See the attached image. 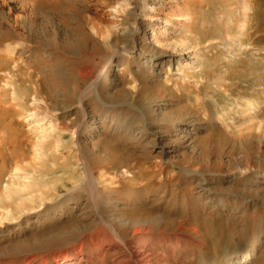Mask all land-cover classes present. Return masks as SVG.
Returning <instances> with one entry per match:
<instances>
[{"label": "rangeland", "instance_id": "rangeland-1", "mask_svg": "<svg viewBox=\"0 0 264 264\" xmlns=\"http://www.w3.org/2000/svg\"><path fill=\"white\" fill-rule=\"evenodd\" d=\"M70 1L74 4L67 17L70 20L48 10L44 15L52 22L47 28L53 32L56 29L60 42L66 41L73 27L72 33L82 42V48L74 54L53 55L26 78L29 66L14 50L17 45H24V40L14 35L4 43L8 46H0L1 55L13 58L5 70L0 71V92H6L5 96H0V112L4 111V115L0 113V169L4 171L0 195L8 198L13 190L26 193L28 186L33 185L41 188L46 197L44 204L24 213L11 214L9 208L0 206V264H65L70 261L72 264H110L117 250L125 248L121 240L133 250V247L139 248L146 236L139 233L131 238L128 230L119 234L121 240L117 239L111 221L119 224L147 213L170 220L165 235L169 234L174 241L177 236L190 235L194 239V244L182 243L176 249L184 251L176 254L175 257L180 258L177 264H197V255L201 254L210 262L237 257L239 253L232 251L244 239L258 231H262L264 239V0H140L135 16L131 15V0ZM148 7L157 9L148 11ZM28 14L22 1L0 0L2 30L12 31L17 19L21 25L18 33L23 36L25 27L30 25ZM42 19L36 21L37 28L42 27L39 24ZM140 22H143L142 27H139ZM131 30L133 47L124 42L131 36ZM152 32L155 34L149 36ZM115 53L119 57L118 62L111 64L112 87L104 92L98 83L89 92L88 80L78 79L77 73L102 67ZM158 63L162 67L156 75L149 67ZM49 69L62 73L66 80L61 81H68L67 84L44 86L49 84L44 81ZM76 82L79 83L77 92L74 91ZM55 86L60 87L59 97L51 90H55ZM121 92L130 93L133 100H127L123 107L111 108L107 98ZM51 94L52 100L49 99ZM64 95L66 103L61 104ZM105 103L106 110L99 111ZM64 104L71 108L65 118L58 109ZM82 106L90 111L89 116L98 113L102 117L100 122L89 118L84 124L82 131H87L86 140L79 138L72 125L75 120L72 113ZM111 111L120 117L121 123L109 120ZM31 112L39 115L35 121H45L39 128L32 126L35 123L29 124L31 121L27 118ZM4 124L18 129L20 136L31 141L22 147L28 157L18 163L11 158L15 156L11 152L15 151L8 145ZM135 126L144 128L146 140L130 135ZM64 127L66 129H62ZM49 133L55 134L54 137ZM37 135L42 141L47 135L46 141L39 142L43 145L42 156L35 150L39 141ZM83 149L84 155L80 153ZM112 151H117L121 157L143 158L145 166L161 173L157 177L160 181L149 187L137 182L138 195L129 200L127 196L131 191L123 184L125 189L111 195L107 202V179L123 173L122 167L105 171V161ZM52 154L57 158L48 161L46 157ZM245 156L252 163L246 173L244 166L237 164ZM39 158L47 159L46 167L55 171L59 164L67 161V170L45 176L36 173L37 178L33 180L29 164H38ZM82 158L103 161L95 172L101 188L96 195L84 187ZM190 158L203 162H200L202 172H193L195 180L183 166V160ZM252 199L257 200V205H253ZM18 202L16 200L14 205ZM93 212L104 218L95 221L98 224L94 228L79 231L83 221L92 227L89 220H78L85 213ZM193 227L200 228L214 249L195 246L198 238L191 234ZM157 240L152 239L142 251L153 250ZM192 255L194 260H191ZM258 255L255 251L242 264H256ZM184 257L189 258L185 263L182 262ZM233 261L236 263L235 258Z\"/></svg>", "mask_w": 264, "mask_h": 264}, {"label": "bare ground", "instance_id": "bare-ground-1", "mask_svg": "<svg viewBox=\"0 0 264 264\" xmlns=\"http://www.w3.org/2000/svg\"><path fill=\"white\" fill-rule=\"evenodd\" d=\"M23 3V6L25 7V9L29 10V14H28V21H30V25L25 27L26 31L25 34L23 36H21L18 33V30H20L21 25L18 23V20H15L14 25L12 26L13 29L11 30H7L4 31L0 28V46L4 47V43L9 40L12 36H16L17 38L23 39L24 40V45H17L16 47H14V50L17 51V54L20 55L18 58H20V60L22 62H25L28 66L30 71L29 74H27L26 78H30L32 76L33 70L42 68L41 67V63H45L47 62V59H50L51 56L54 57L53 55H55V57H65L67 54H74V52H76L77 49L82 48V42L78 39V37L76 38L75 35L72 33L73 32V27L70 29L71 33L68 35L67 39L65 42H60L58 39V35L56 34V29H54L51 31L49 28V26H51V19H47L46 16L44 15V13L46 12V10L51 12L56 13V15H65V19H69L67 18L69 15H71L72 11H73V6L74 4L70 1V0H20ZM132 1V7L131 10L133 12H131V15L135 16L134 11L138 9L139 6V1L140 0H131ZM220 1V0H219ZM3 2V1H2ZM18 2V1H17ZM224 4L225 2L222 1ZM20 4V2H19ZM227 4V3H226ZM225 4V5H226ZM22 5V4H21ZM244 5V4H243ZM153 6V5H152ZM155 6V5H154ZM150 7V6H149ZM148 7V8H149ZM244 7V6H243ZM156 7H151L149 8L148 11H154L156 10ZM247 9V8H246ZM44 11V12H43ZM245 11V10H244ZM19 12V11H18ZM21 13V12H20ZM48 13V12H47ZM246 13V12H245ZM8 14V13H7ZM12 14V13H11ZM18 14V13H17ZM53 14V13H52ZM7 16V15H6ZM52 16V15H51ZM41 17L42 21L39 22V24L42 26L40 28H37L36 25V21H38V19ZM62 17L63 23L64 22V17ZM56 18V17H55ZM20 19V18H19ZM155 19V18H154ZM21 20V19H20ZM26 20V19H25ZM156 20V19H155ZM13 21V20H11ZM56 21V20H55ZM72 22V20H71ZM26 23V22H25ZM28 23V24H29ZM143 22L139 23V27H142ZM13 24V23H12ZM11 25V24H10ZM62 25V24H61ZM79 25V24H78ZM58 26V24H57ZM11 27V26H10ZM56 28V27H55ZM58 28V27H57ZM62 28V27H61ZM60 29V28H59ZM63 29V28H62ZM68 29V28H67ZM83 30V29H82ZM244 30V29H243ZM50 32H52L53 34H50ZM77 32V31H76ZM84 32V31H83ZM81 33V32H80ZM88 34V33H87ZM86 34V35H87ZM131 36L124 39V42L126 43V45L128 46H134V40L132 38V34L133 31L131 30L130 32ZM129 34V35H130ZM155 33L152 32L149 36L154 35ZM61 35V34H60ZM89 35V34H88ZM62 36V35H61ZM66 36V35H65ZM82 37V35H81ZM87 37V36H86ZM92 38V37H89ZM65 39V38H64ZM84 39V38H83ZM124 43V44H125ZM86 45V44H85ZM83 45V46H85ZM5 46H8L7 44ZM115 46H117L115 44ZM124 46V45H123ZM10 47V46H9ZM89 47V46H88ZM13 48V46H12ZM3 49V48H2ZM8 49V48H7ZM82 51V50H81ZM80 52V50H79ZM84 52V51H83ZM8 53V52H7ZM16 53V52H15ZM26 54V55H23ZM77 54V53H76ZM79 54V53H78ZM172 54V53H171ZM168 58H171L172 56L169 54L167 55ZM118 54L115 53L114 55L110 56L108 61H104L105 65H103L102 67L96 69V67H92L88 70H83V71H79L77 74L79 76L78 79L83 80L85 82V80H88L89 84L87 89H92V87H95L98 83L101 90H103L104 92H107V90H109L110 87H112V83H111V76L110 73L112 72L111 69V64H113V62H118ZM61 59V58H60ZM13 60V58H10L8 56L5 55H1L0 54V71L5 70V68L8 66L9 63H11V61ZM17 60V59H16ZM53 60V59H52ZM59 60V58H58ZM164 60V59H163ZM18 61V60H17ZM64 61V60H63ZM174 61V60H173ZM162 62V61H160ZM47 64V63H46ZM45 64V65H46ZM98 65V64H97ZM97 65H93V66H97ZM157 64H152L149 68L152 70V73L154 74H159L160 70H161V64L158 63V67H156ZM37 66V67H36ZM81 67V65H80ZM16 69H19V66H16ZM55 70V69H54ZM40 71V70H39ZM43 71V70H42ZM41 71V72H42ZM48 71V77L44 80V81H48L49 84L44 85L46 87H48V85H56V84H67V82H62L61 80H66V77L64 79V77L62 76L63 74L60 73L59 71H53L51 69L47 70ZM61 71V70H60ZM19 73L21 71H18ZM38 72V70H37ZM46 72V70H45ZM75 72V71H74ZM1 74V73H0ZM62 74V75H61ZM149 74V73H148ZM34 75V74H33ZM45 76V75H44ZM43 75L41 77H44ZM21 77V76H19ZM39 78H41L40 76H38ZM36 77V78H38ZM73 77V76H71ZM77 77V76H76ZM74 78V77H73ZM22 79V78H21ZM15 80V79H14ZM28 80V79H26ZM31 80V79H30ZM40 80V79H39ZM77 80V79H76ZM79 80V81H80ZM33 81V80H32ZM36 81V79H35ZM83 82V83H84ZM31 83V82H30ZM35 83V82H34ZM39 83V82H38ZM45 83V82H43ZM77 83V82H76ZM82 83V84H83ZM28 84V83H27ZM59 84V85H60ZM75 84V83H72ZM4 85V84H3ZM37 86V85H36ZM41 86V85H40ZM43 86V85H42ZM41 86V87H42ZM51 87V86H50ZM29 88H31L29 86ZM39 88V87H38ZM45 87H43L42 89H44ZM65 88V87H64ZM34 90L36 88H33ZM41 89V90H42ZM47 89V88H46ZM63 89V88H62ZM51 90L54 93L55 97H59V92L60 91V87L59 86H55V90L54 88ZM74 91L77 92L79 91V83H77V85L74 88ZM73 91V92H74ZM92 91V90H91ZM102 91V92H103ZM37 92V91H36ZM47 92V91H46ZM45 94H48L46 93ZM82 92V91H80ZM79 92V93H80ZM90 92V90H89ZM43 93V91H42ZM50 94V93H49ZM64 94V92H63ZM6 92H0V96H5ZM102 95H107L109 96L110 93L108 94H103ZM50 96V100H52L53 95H49ZM65 96V95H64ZM38 97V96H37ZM52 97V98H51ZM133 97V96H132ZM130 93L128 92H121L118 93L116 96L114 97H109L107 98L108 102H109V106L112 107H118L121 106L123 107L124 105L127 104V100L132 101V99ZM48 98V97H47ZM72 98V97H70ZM77 98V97H76ZM81 98V96H80ZM105 98V97H104ZM67 99V97L65 96V98L63 97L62 100H60V103H66L64 102ZM69 99V98H68ZM74 99V96H73ZM99 99V98H98ZM132 99V100H131ZM42 100V99H41ZM45 100V98H44ZM55 100V99H54ZM53 100V101H54ZM57 100V99H56ZM68 101V100H67ZM80 101V100H79ZM84 101V100H83ZM50 102V101H48ZM57 103V101H54ZM71 102V100H70ZM86 102V101H85ZM126 102V103H125ZM35 103V102H34ZM51 103V102H50ZM59 103V102H58ZM37 104V103H36ZM44 104V103H43ZM100 104V103H99ZM131 104V103H130ZM33 105V104H32ZM46 105V104H44ZM48 105V104H47ZM46 105V106H47ZM104 106L102 107L101 110L99 111H105V104H103ZM36 106V105H35ZM102 106V105H101ZM37 107V106H36ZM74 107V106H73ZM72 107V108H73ZM107 107V108H110ZM44 108V107H43ZM54 108V107H53ZM87 107L82 106L80 110L75 111L74 113H72L73 115H75V120L72 122L73 125V129L76 131V133L78 134L79 138L81 136V138H85L84 140H86L87 138L86 136V130L83 129L84 124H86L87 120L90 118L92 121H96L102 120L101 116L99 117L98 113L97 114H91V116L88 115ZM38 109V108H37ZM41 109V106H40ZM50 109V108H49ZM58 109H60L59 111H61V117H68L70 114V109L69 108V104L67 105H62L60 107H58ZM94 109V108H93ZM119 109V108H118ZM44 110V109H43ZM51 110V109H50ZM74 110V109H73ZM76 110V109H75ZM13 111V110H12ZM35 111V110H34ZM56 111V109H55ZM93 111V110H92ZM114 111V110H112ZM111 111V112H112ZM47 112V110H46ZM1 114L4 115V111L0 112ZM40 113V112H38ZM57 113V112H56ZM119 113V112H118ZM29 117L27 118L29 122V124L31 123H35L32 126H41L42 124H44V122H37L35 120H37L36 118H38L39 115L36 114V112H31L30 114H28ZM55 115V114H54ZM50 117V116H49ZM55 117V116H54ZM106 117V115H105ZM109 120L110 121H116L117 123L120 122V117L118 118V116L116 115V113L112 112L110 114H108ZM41 119H43L41 117ZM56 119V118H55ZM68 119V118H67ZM139 119V118H138ZM26 120V121H27ZM32 120H34L35 122H32ZM46 120V119H45ZM69 120V119H68ZM42 121V120H41ZM51 121V120H50ZM59 122V121H58ZM65 122V121H64ZM95 122V123H96ZM218 122V121H217ZM47 123V122H46ZM71 123V122H70ZM106 123V122H104ZM121 123V122H120ZM132 123V122H131ZM28 124V125H29ZM60 124V122H59ZM62 124V123H61ZM100 124V123H99ZM107 124V123H106ZM67 125V124H66ZM136 125V124H134ZM6 130L8 131V145H11L13 147V150L15 151V153L12 151L11 153L15 154V156H11V158H13V160L15 161V163L20 162L21 160H24L25 158L28 157V155L26 154V150L25 148L22 149L23 145H28V143H31L30 140H27L26 136H20L18 133V129H15L12 127H10L7 124H4ZM49 126V125H48ZM57 126V125H56ZM60 126V125H59ZM58 126V127H59ZM57 127V128H58ZM67 127V126H66ZM66 127L62 128V129H66ZM69 127V126H68ZM67 127V128H68ZM39 128V127H38ZM60 128V127H59ZM58 128V129H59ZM111 128V127H110ZM130 128V127H129ZM108 129V128H107ZM127 129V128H126ZM144 128H141L139 126H135L133 127V129H131L130 131V135H135L137 137V140H146L145 135H144ZM69 130V129H68ZM247 130V129H246ZM50 131V130H49ZM70 131V130H69ZM68 131V132H69ZM82 131V132H81ZM104 131V130H103ZM127 131V130H126ZM43 132V131H42ZM48 133V132H47ZM45 133V134H47ZM55 133V132H54ZM53 133V134H54ZM75 134V132H73ZM125 133V132H124ZM246 133V132H245ZM50 134V133H49ZM48 134V135H49ZM58 134V133H57ZM62 134V133H61ZM129 134V133H128ZM51 135V134H50ZM55 135V134H54ZM54 135H51L54 137ZM66 135V134H65ZM68 135V134H67ZM90 135V134H89ZM38 136V135H37ZM61 136V135H59ZM76 136V135H75ZM58 136H56L55 138H57ZM44 138V137H43ZM45 138H47V135L45 136ZM44 138V139H45ZM51 138V137H50ZM60 138V137H58ZM80 138V139H81ZM37 139V137H36ZM38 144H35V142H33L36 146L35 150L39 152V154L42 153L40 152L41 149H43V145L39 144V142H43L46 141L42 138L38 136ZM49 140V139H48ZM53 140V139H52ZM133 140V139H132ZM135 141V140H134ZM37 142V141H36ZM55 144L57 141H54ZM53 142V143H54ZM133 142V141H132ZM79 143V142H78ZM83 143V142H82ZM46 144V142L44 143ZM58 144V143H57ZM81 144V143H80ZM60 145V144H59ZM79 145V144H78ZM33 146V145H32ZM11 147V148H12ZM34 147V146H33ZM45 147V146H44ZM47 147V146H46ZM55 148V147H54ZM61 148V147H60ZM50 149V148H49ZM46 150V149H45ZM48 150V149H47ZM53 149H51L52 152ZM77 150V149H76ZM87 150V149H86ZM11 150H9L10 152ZM63 151V150H62ZM43 152L45 153L46 151L43 150ZM51 152H49L47 155H49ZM55 152V151H54ZM58 152V151H57ZM61 153V151H59ZM85 150H80L81 154H85ZM90 152V151H89ZM2 153V152H1ZM80 154V155H81ZM87 154V153H86ZM37 155V154H36ZM45 155V154H44ZM57 155V154H55ZM90 155V154H89ZM1 156V154H0ZM40 156V155H39ZM53 156V154H52ZM49 156L46 157L49 161V159L51 158L55 160V158H57L56 156ZM109 158L105 161V166L106 172H109L111 170H116L120 167L123 168V173L120 176H112L109 177L107 179V183L108 184V188H106L107 191V196L105 194V197H107V202L110 201L111 195H118L119 193H121L123 191V189H125L123 187V184H126L128 187L127 189L130 190L131 192L128 194V198L127 200H129V198L134 197L135 195H138V186L136 185L137 182H140L144 187H149L152 184H155L156 182H158L159 179H157V177L161 174L158 173L156 171H154L151 167L149 166H145L144 163V159H140L138 157H132V156H125L121 157V155H119V153L117 151H112L111 154L108 155ZM11 158H9L11 160ZM86 158V156H85ZM97 158V157H96ZM41 160H39L40 162L36 165H33V163H30L29 165L32 166V172L35 174L32 175L33 180H36L34 176H37L38 174H49V173H55L56 171H63L65 172L67 170V161L63 162L62 164H59V166L56 168V171L54 169L47 168L48 166L46 165V160L39 158ZM94 159V158H93ZM50 160V161H51ZM81 160V159H80ZM95 161V160H94ZM203 163L201 160L198 161H194L191 158L190 159H186L183 160V166L186 173H192L189 176H191V179L195 180V175H193V172L196 173H201L202 172V164ZM81 164L83 165L82 168H84V173H85V184L84 187L87 189H90L95 195L100 191L101 192V188L99 187V181L97 179V177L95 176V172L96 169L98 167H100L99 165L103 164V161L101 162H93V161H87L86 159L82 158ZM238 165H242L245 168V173L247 171H249V168L252 166L251 163V159H249L248 157H243L242 160H240V162L237 163ZM47 166V167H46ZM204 166V164H203ZM104 167V166H103ZM192 167H195V170L192 169ZM3 168V167H2ZM191 168V169H190ZM247 168V169H246ZM100 170V169H99ZM102 170V169H101ZM104 171V170H103ZM197 171H201V172H197ZM2 172H4L2 169H0V181L2 180ZM230 173H236L234 171H229ZM243 172V171H242ZM38 173V174H36ZM104 173V172H103ZM185 173V172H184ZM100 174V172H99ZM31 175V174H30ZM104 175V174H103ZM17 176V175H16ZM101 176V175H100ZM84 177V176H83ZM41 178V177H39ZM66 179V178H64ZM73 179V178H72ZM102 179V177H101ZM39 180V179H38ZM41 180V179H40ZM44 180L40 181L43 182ZM69 181V180H68ZM160 181V180H159ZM34 182V181H33ZM67 182V181H66ZM35 183L37 184V182L35 181ZM65 183V182H64ZM106 186V185H105ZM54 187V186H53ZM52 187V188H53ZM232 187V186H231ZM57 190V189H56ZM223 191V190H222ZM228 192H230V190H227ZM30 192H39L40 194L38 196H33L31 195ZM51 192V191H50ZM253 192V191H251ZM254 193V192H253ZM52 194V193H50ZM56 194V193H55ZM25 195H30L25 196ZM93 195V196H95ZM49 196V195H46ZM263 198V195L261 196ZM45 194L44 191L41 190V188H36L33 187V185L28 186V191L26 193H23V191H19V190H13L11 193H9L8 198L1 196L0 195V206L1 207H7L9 208V211L12 212L11 214L17 212V213H24L28 210L34 209L36 208L38 205H42L45 203ZM53 198V197H52ZM16 200H19L18 203H16L14 205V202ZM253 205H257V200L256 199H252ZM109 204V203H108ZM262 204H264V201H262ZM61 205V204H60ZM98 208V207H97ZM103 209V208H102ZM106 209V207H104V210ZM93 211V210H92ZM3 212V210H2ZM5 213V212H3ZM95 212L93 213H88L85 215H83L78 221H83L85 220H89L90 223L92 222V227H90L89 222L86 223V221L80 222L81 227H79L78 229H82L79 231H85L84 229H91L94 228L98 222H100V220H102V217L100 214H96L94 215ZM8 215V213H7ZM139 216V215H138ZM98 221V222H95ZM109 221V220H108ZM182 223V222H181ZM171 222L166 221L163 219V217H159L157 215H154L153 213H147V214H142L141 217H136L133 216L132 218H130V221H124L116 224L115 221H111V226L112 229L114 230V235L117 237V239L121 240V237H119L121 233L125 232L127 233L128 230L129 232H131V238L136 235V234H145V238L142 240V242L139 244V248L138 247H133V250L130 249V247L128 248V245L126 244V242L124 240H121L122 243L124 244L125 248H121L119 250H117V252L115 253V255L111 258L110 260V264H177L180 261V258H176V254L177 253H181L183 254L184 251H177L176 249L183 243L186 244L191 243L194 244V239H192L190 237V235H187V237H176L175 241L172 238V236L165 235L166 230L169 228ZM83 227V228H82ZM77 229V228H76ZM192 233L194 234L197 238L198 241H196L195 246L198 249H204L207 247H211L212 249H214V245L208 243V239L205 238L204 235L201 234V230L198 227H193L192 228ZM190 231V230H189ZM239 232L240 236H243L242 233ZM202 235V236H200ZM263 233L262 231H258L253 233L250 237H247L246 239H244L243 242H241L240 244H238L234 250L232 251V253L234 252L239 253L237 255V257H222L223 260L222 261H218V262H214V261H208V258L205 257L204 255H197L199 256V258L197 257V264H242V261H246L248 257H251V254L253 255V253L255 251L258 252V259L256 264H264V239L262 237ZM143 236V235H142ZM154 238H158L155 247L153 250H150L149 252H143L142 248L148 243L150 242L152 239ZM174 241V242H173ZM41 243V242H39ZM263 243V244H262ZM194 252V250H191V252ZM198 253V250L196 251L195 254ZM193 254V255H195ZM192 255V256H193ZM234 258L236 259V263L233 261ZM172 259V261H171ZM68 260V259H67ZM73 260V259H72ZM189 258L188 257H184L182 259V262L185 263V261H188ZM191 260H194V256L192 257ZM62 262V261H61ZM65 264H72V262H67Z\"/></svg>", "mask_w": 264, "mask_h": 264}]
</instances>
